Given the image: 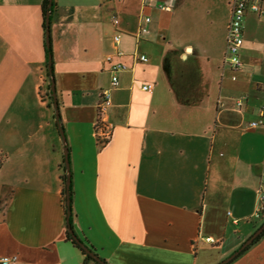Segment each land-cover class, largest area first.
<instances>
[{"label":"crops","instance_id":"obj_1","mask_svg":"<svg viewBox=\"0 0 264 264\" xmlns=\"http://www.w3.org/2000/svg\"><path fill=\"white\" fill-rule=\"evenodd\" d=\"M54 1L75 234L108 264H220L264 224V211L254 217L264 127L249 128L264 103V18L246 13L242 67L232 70L223 63L232 0ZM43 2L0 0V258L83 264L67 240L65 145L45 90ZM144 16L151 22L138 38ZM113 63L127 67L118 88ZM105 91L112 133L101 146L95 124ZM229 264H264V235Z\"/></svg>","mask_w":264,"mask_h":264},{"label":"built area","instance_id":"obj_2","mask_svg":"<svg viewBox=\"0 0 264 264\" xmlns=\"http://www.w3.org/2000/svg\"><path fill=\"white\" fill-rule=\"evenodd\" d=\"M159 8L162 10H169L170 6L167 4L159 5ZM251 12L257 15L260 18H264V0H232L230 6V21L227 26L226 31V49L224 54V66L229 67L232 70H238L242 67L241 61V49L244 45V29H245V17L246 13ZM151 22V18L144 16L142 19V24L139 28L137 37L141 38L148 33L147 26ZM114 24H118V21L115 20ZM120 36L117 34L114 37V42L119 43ZM119 55L123 53L118 52ZM136 61L147 62L148 57L144 54H136ZM111 61V58L108 59ZM127 67L122 63H113L110 67L111 73V86L112 88L120 87V78L119 74L126 71ZM143 91L151 92L153 90V85L146 83L142 86ZM264 91V85H263ZM111 105V96L108 91L103 92V95L97 106L98 109V120L95 124V137L99 145H105L108 140L111 138V126L107 124L105 117L107 115L108 109ZM244 105V101L240 100L237 102V107L241 109ZM259 120L251 122L249 128L256 129L264 127V103L258 111ZM258 200H259V209L255 213V218H260L261 213L264 211V180L260 183L257 190ZM207 241H212L207 239ZM16 261V258H0V264H13Z\"/></svg>","mask_w":264,"mask_h":264},{"label":"water","instance_id":"obj_3","mask_svg":"<svg viewBox=\"0 0 264 264\" xmlns=\"http://www.w3.org/2000/svg\"><path fill=\"white\" fill-rule=\"evenodd\" d=\"M53 3V0H49V8H51ZM50 12L47 13V18H46V32H45V43L46 47L49 49L51 48V29H50ZM53 56L52 53H49L48 55V72L50 74V90H51V96L53 99V108L55 111V119L58 124L59 132L63 138V142L65 145L64 149V162H65V167H66V172H67V182H66V207H67V226H68V232L72 239L78 243V245L88 254L90 255L93 260H95L99 264H106L97 254H94L91 252L83 243H81L80 239L78 236L75 234L73 228L71 227L70 224V218L72 215V208H71V173H70V163H69V151L67 148V142L65 138V134L63 131L62 126L60 125V109H59V104H58V99H57V93H56V81L53 75ZM264 231V224L229 258L226 260L222 261L220 264H229L232 260L237 258V256L247 249L250 245H252L255 241V239L262 234Z\"/></svg>","mask_w":264,"mask_h":264},{"label":"trees","instance_id":"obj_4","mask_svg":"<svg viewBox=\"0 0 264 264\" xmlns=\"http://www.w3.org/2000/svg\"><path fill=\"white\" fill-rule=\"evenodd\" d=\"M56 7V5H55V1L53 0V3H52V6H51V8H49V0H44V2H43V7H42V10H43V28H44V31L46 32V18H47V13L48 12H50V14H52V12L54 11V8ZM44 49H45V55H46V58H47V61H48V55H49V53H52V48H47L46 47V43H45V47H44ZM53 68V67H52ZM47 75L50 77V74H49V72L47 71ZM53 75H54V73H53ZM46 95H47V97L49 98V100H50V103H51V105L53 106V99H52V96H51V90H50V83L48 84V86H47V93H46ZM98 110V109H97ZM3 163H4V158H3V156L0 154V169H1V167H2V165H3ZM62 180H63V184H64V188H65V194H66V182H67V173H66V171L64 170V175H63V178H62ZM70 191H71V200H72V188L70 189ZM70 224H71V227L73 228V218H72V216H71V218H70ZM264 235V231L262 232V234H260V236H258L256 239H255V241H254V243H256V242H258L260 239H261V237ZM79 238V237H78ZM80 239V238H79ZM67 240L69 241V242H71V244L75 247V248H77V249H79L81 252H82V254L85 256V260H84V262H83V264H89V262H92V263H95V264H99V263H97L95 260H93V258L90 256V255H88L79 245H78V243L76 242V241H74L73 239H72V237L70 236V234H69V232H67ZM80 241H81V243H83L91 252H93L94 254H96L95 253V250H94V247L93 246H91V245H89V243L87 242V241H83V240H81L80 239ZM249 248V247H248ZM247 248V249H248ZM247 249H245L244 251H242L239 255H241L243 252H245ZM238 255V256H239ZM237 256V257H238ZM104 261V260H103ZM106 264H108L106 261H104Z\"/></svg>","mask_w":264,"mask_h":264},{"label":"rangeland","instance_id":"obj_5","mask_svg":"<svg viewBox=\"0 0 264 264\" xmlns=\"http://www.w3.org/2000/svg\"><path fill=\"white\" fill-rule=\"evenodd\" d=\"M46 91H47V85H46V89H45ZM47 93V92H46ZM258 223H260V221H258Z\"/></svg>","mask_w":264,"mask_h":264}]
</instances>
